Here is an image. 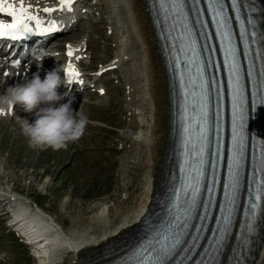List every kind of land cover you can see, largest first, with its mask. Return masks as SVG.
<instances>
[{
    "label": "rangeland",
    "instance_id": "obj_1",
    "mask_svg": "<svg viewBox=\"0 0 264 264\" xmlns=\"http://www.w3.org/2000/svg\"><path fill=\"white\" fill-rule=\"evenodd\" d=\"M91 1L92 6L81 12L80 25L86 28L66 38L85 48L79 57L81 64L98 72L100 63L111 61L110 67H117L114 62L125 51L123 48L130 51L134 45L129 41V28L117 2ZM132 70L128 63L92 85L99 77L95 74L90 82L91 91L72 100L77 101V106L71 105L74 112L82 109L89 117V124L84 136L67 150L33 149L22 135L17 118L14 123L8 113L0 117V176L6 183L3 186L6 190L13 187L24 197L30 196L65 232H80L89 226L92 216L110 209L103 223L88 229L99 235L102 228H111L114 222L120 223L127 214H132L148 188L145 163L149 147L142 142L149 131L148 113L146 109L144 112L147 95L142 89L141 94L134 91ZM9 73L12 77L7 87L24 83L19 72ZM28 118L34 122L32 117ZM0 264H40L2 218Z\"/></svg>",
    "mask_w": 264,
    "mask_h": 264
},
{
    "label": "bare ground",
    "instance_id": "obj_2",
    "mask_svg": "<svg viewBox=\"0 0 264 264\" xmlns=\"http://www.w3.org/2000/svg\"><path fill=\"white\" fill-rule=\"evenodd\" d=\"M54 1L58 0H23L24 6L30 7L33 10L34 14L42 8L41 6L38 7V4L44 2L48 4ZM75 1L78 2L75 14L72 17L67 29L60 33L61 37L58 38L59 42H55L54 44L50 43V46H48V44L47 46L42 47H33V44L28 43L27 45H25L21 42H18L17 46H15L13 43H8L7 41H3L1 43V46H6V48H8V51H13L12 48H15V55L21 57L19 60V65H15L14 62L16 60H10L9 62L5 63H1L0 61V95H3L7 89V83L9 84L11 80L10 78L12 77L9 72H11L12 70L19 72L18 74L20 81L22 80V78H24V82L25 79H30L32 75L37 72L39 73L40 78L43 80L47 73L54 70L51 62L55 61L57 56L47 53V50L67 47L66 42L74 43L72 42L74 40L67 39L66 37L78 32H82L86 28L84 25H80V22L82 20L81 12H83L86 7L92 6V1ZM114 1H116L117 5H119L118 11L124 15L125 23H127V26L129 28L128 31L131 34H129V41L131 40L130 42H132V45H134L132 47L133 50L128 51L126 50L127 48H123L125 51L122 50L123 52L120 53L118 60L114 62V65L117 64L118 66L108 67L106 70L102 71L98 79H96L92 85H94L96 81L100 80L109 72L115 71L116 69H118V67H122L130 63V67H132V71L133 73H135L134 87H136L134 88V91L140 92L141 94V91L144 90L147 95L145 99L146 103L143 104L146 106V108L144 107V112L146 109V112L148 113L147 126L149 127V131L146 129L148 132L142 139V142L146 144L147 147H149L147 162L145 161V166L148 171V188L146 189V192H144V197L143 199H141L142 202L140 203L139 207H137V209L132 214H127L126 218H123L124 220L122 219L120 223L114 222L111 228H102V231L99 235H97L96 231H93L94 234L92 232H89L88 229L93 227L92 225H95L96 223H103L105 219V213L110 214V209H108L107 211L100 210L96 215L92 216L89 219L88 227L84 228L80 232L77 231L76 233L72 231L70 233L65 232L61 224L33 199H30V196L26 197L30 201L36 203L34 212L28 213L26 209H20L17 211L14 210L13 215L15 216V218H12L11 223L13 225L10 226V228L15 226L19 229H24L27 227L25 225L26 222L30 224V229L34 231V234L36 233V236L33 237L35 242V249L32 252H34V255L38 256V261L40 262V264H89V262L108 245L118 242L119 240L131 239L132 236H134V234L138 232L139 228L141 227V225H139V221L144 218L148 210L151 208L153 203L152 201L156 196L157 190L160 186V182L164 178V172L166 169V157L168 151L171 148L173 138V128L171 123L172 106L170 101V81L168 78L165 61L161 53V47L157 37V31L154 26L150 6L148 0ZM7 2L9 4H14L17 8L20 7L19 0H7ZM59 13L60 12L53 11L51 14L46 15L47 18L44 20L45 23L43 24V26L49 27L54 21L57 27H63L64 20L62 19V17L57 16L59 15ZM51 17H53V19H50ZM6 18L8 17L0 14V19ZM49 20L51 21V23H48ZM129 45L131 46V44ZM1 46L0 53L2 51ZM73 46L81 51L80 54L78 53V58L80 57V55L82 56L84 54L83 52L85 48L83 49V47H79L78 45L76 46L74 44ZM37 51H39L38 55L45 54V59L43 60L41 67L36 60ZM66 57V53H61V58L66 59ZM31 60L35 61L34 65H30ZM77 61L79 65L86 70V75L90 76L91 79L94 78L95 74L97 75V69L82 65L80 58ZM4 73H7V76H5ZM41 73L46 74L42 75ZM137 77L138 79H140L139 81L137 80ZM11 84L12 82L10 83V85ZM92 85L91 83H88V85H86L82 89L76 90L75 82L71 84L68 81L65 82L64 85H61L59 89H57L59 94L61 90L63 92L67 90L66 93L60 94L64 97V99L60 103H67V101L69 100L72 101L75 98H80L86 95L87 93H89V91H91ZM62 86H64L65 88L63 89ZM138 86L140 88H138ZM76 103L77 101H72V104H74L75 106H77ZM15 110V115H10V121H13L14 123L17 116L27 120L29 119L28 117H32L34 120L36 118L35 112L25 113L22 107H16ZM4 119L7 118H5L4 116ZM28 122L33 123V121H30V119L28 120ZM5 184V179L0 176V185L3 186ZM1 190H4L5 192H7V194L10 193L5 189L4 186L2 188L0 186V191ZM10 190L17 191L13 189V187ZM15 199L20 201V198H17L16 195ZM2 201L3 200L0 199V218L5 221L7 218L11 219L12 215L10 214L9 208L6 206V204L1 203ZM36 208L38 210H36ZM34 215H36V218L40 219V221L36 222L33 218ZM30 233L31 232L27 231V229L23 230V234ZM19 237H22V233L19 234ZM37 237L39 238V240L36 239ZM249 264H264V232L257 246L255 255Z\"/></svg>",
    "mask_w": 264,
    "mask_h": 264
},
{
    "label": "clouds",
    "instance_id": "obj_3",
    "mask_svg": "<svg viewBox=\"0 0 264 264\" xmlns=\"http://www.w3.org/2000/svg\"><path fill=\"white\" fill-rule=\"evenodd\" d=\"M45 54L37 55L36 60L42 66ZM65 84L57 69L47 73L42 80L35 73L23 84L7 87L0 95V117L5 113L15 115L14 109L22 107L28 113L35 112V120L29 123L17 116L21 133L31 148L39 151L67 150L85 134L89 117L80 109L74 112L72 101L60 103L64 97L57 89ZM264 165V161L261 162Z\"/></svg>",
    "mask_w": 264,
    "mask_h": 264
},
{
    "label": "snow or ice",
    "instance_id": "obj_4",
    "mask_svg": "<svg viewBox=\"0 0 264 264\" xmlns=\"http://www.w3.org/2000/svg\"><path fill=\"white\" fill-rule=\"evenodd\" d=\"M60 2L61 4L68 5L69 10H71L73 0H60ZM212 2L222 4V0H212ZM19 3L20 7L17 8L14 4H9L7 0H0V14L10 17L12 19L11 23H4L2 20H0V40L6 39L10 41H21L26 39L28 36H46L53 32L60 31V28L57 27L54 21L49 27L43 26V21L39 18L38 15L34 14L33 10L30 7L24 6L23 0H19ZM233 3H235V0H233ZM53 11L55 10L50 8L43 9V12L47 14H51ZM73 54V50L71 49V46H69L67 55L69 57H72ZM14 63L15 65H19L20 61L16 60ZM4 75L7 76V73H4ZM66 75L68 77V82L71 84L77 81V78L80 76V73L76 71L73 65L69 64ZM234 75L238 76V70L234 73ZM79 83H83V81L81 80L79 81ZM236 96L237 104L235 110V136L238 145V151L237 155L233 158V167L239 170L244 159V148L252 138H249V136L245 132L248 120V109L245 107L243 90L240 89L238 80ZM261 100L262 102H264V96L261 97ZM251 106L254 108L255 102H252ZM204 115L206 124L207 113L205 112ZM253 147L259 148L261 152H264V141L257 142ZM235 178L238 180V172ZM261 184L264 185V179L261 180ZM262 198H264V187H262L261 191L256 195V200H261Z\"/></svg>",
    "mask_w": 264,
    "mask_h": 264
}]
</instances>
